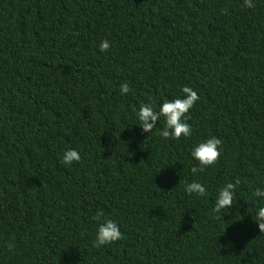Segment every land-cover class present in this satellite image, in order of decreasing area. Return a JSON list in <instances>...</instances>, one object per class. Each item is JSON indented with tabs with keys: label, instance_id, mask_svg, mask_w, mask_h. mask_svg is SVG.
I'll use <instances>...</instances> for the list:
<instances>
[{
	"label": "trees",
	"instance_id": "trees-1",
	"mask_svg": "<svg viewBox=\"0 0 264 264\" xmlns=\"http://www.w3.org/2000/svg\"><path fill=\"white\" fill-rule=\"evenodd\" d=\"M253 2L0 0V264H264V0ZM184 86L200 97L192 135L163 138V116L143 132L140 105L159 111ZM213 136L218 161L193 174L192 150ZM68 149L81 160L62 163ZM193 181L206 196L185 192ZM104 218L124 239L96 248Z\"/></svg>",
	"mask_w": 264,
	"mask_h": 264
},
{
	"label": "clouds",
	"instance_id": "clouds-1",
	"mask_svg": "<svg viewBox=\"0 0 264 264\" xmlns=\"http://www.w3.org/2000/svg\"><path fill=\"white\" fill-rule=\"evenodd\" d=\"M244 6L249 9L256 7L253 0H244ZM225 11L227 10L225 9ZM110 47V42L106 39L102 40L99 44V50L101 52H106ZM131 90L132 89L127 82L121 83V94H127ZM181 91L184 94L183 98L164 100L159 107V111L154 110L155 101L151 98H149L148 103L140 105L137 115L140 121L139 125L141 126L143 132L151 133L159 118L163 116L165 118V126L159 133L163 138L178 140L182 136L189 137L192 135V126L186 122L190 118L187 116V113L200 97L196 91L188 86H184ZM221 146L222 140L215 136L196 145L192 150L191 155L199 162V167L193 166L191 168L192 173L196 174L197 172H203L207 167L214 165L221 155ZM80 160L81 156L77 150L68 149L64 152L62 163L71 164L74 161L79 162ZM239 184L240 180L237 178L235 182H229L219 190L213 209L215 213L219 214L215 217L216 219H222L224 215L223 210L230 209L232 207L234 190ZM185 192L188 194L195 193L198 196L207 195L206 188L201 183L196 181L186 184ZM254 195L264 198V189L257 188ZM102 217L103 212L98 211L95 214L94 219L101 221ZM254 220L258 224L260 232H264V206H261L258 209ZM122 239H124V235L117 222L112 219L104 218L98 225L96 239L92 243L93 247L99 248L103 245L111 244ZM7 247L9 251H12L14 244L9 243Z\"/></svg>",
	"mask_w": 264,
	"mask_h": 264
}]
</instances>
